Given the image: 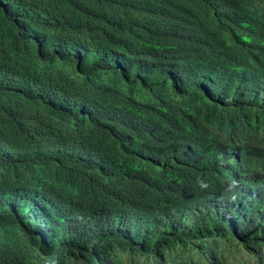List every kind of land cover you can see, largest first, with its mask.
I'll list each match as a JSON object with an SVG mask.
<instances>
[{"label": "trees", "instance_id": "trees-1", "mask_svg": "<svg viewBox=\"0 0 264 264\" xmlns=\"http://www.w3.org/2000/svg\"><path fill=\"white\" fill-rule=\"evenodd\" d=\"M264 264V0H0V264Z\"/></svg>", "mask_w": 264, "mask_h": 264}, {"label": "rangeland", "instance_id": "rangeland-1", "mask_svg": "<svg viewBox=\"0 0 264 264\" xmlns=\"http://www.w3.org/2000/svg\"><path fill=\"white\" fill-rule=\"evenodd\" d=\"M227 264H254L253 261L241 252H229Z\"/></svg>", "mask_w": 264, "mask_h": 264}]
</instances>
